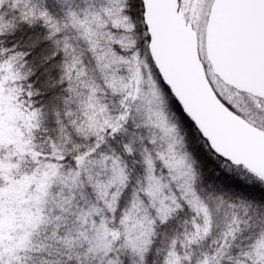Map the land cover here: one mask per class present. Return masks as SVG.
Here are the masks:
<instances>
[{"label": "snow or ice", "instance_id": "snow-or-ice-1", "mask_svg": "<svg viewBox=\"0 0 264 264\" xmlns=\"http://www.w3.org/2000/svg\"><path fill=\"white\" fill-rule=\"evenodd\" d=\"M0 264H264V0H0Z\"/></svg>", "mask_w": 264, "mask_h": 264}]
</instances>
